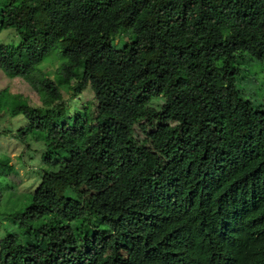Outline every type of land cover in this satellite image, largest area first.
<instances>
[{"label": "trees", "instance_id": "1", "mask_svg": "<svg viewBox=\"0 0 264 264\" xmlns=\"http://www.w3.org/2000/svg\"><path fill=\"white\" fill-rule=\"evenodd\" d=\"M5 30L3 77L53 55L95 107L69 125L40 76L45 107L11 108L18 143L43 136L31 198L47 211L3 231L0 264H264V106L238 89L264 70V0H0ZM12 172L1 156L0 178Z\"/></svg>", "mask_w": 264, "mask_h": 264}, {"label": "rangeland", "instance_id": "2", "mask_svg": "<svg viewBox=\"0 0 264 264\" xmlns=\"http://www.w3.org/2000/svg\"><path fill=\"white\" fill-rule=\"evenodd\" d=\"M17 32L5 30L0 32V52L9 47L15 49L17 45ZM134 39V32L128 31L119 37L113 38L112 43L118 50L124 42H130ZM58 61L56 57L50 55L44 60L34 72L28 77L7 79L0 73V132H16L24 126V119L16 114H10L11 108H21L24 106L32 108H44L45 98L36 87V79L40 76L47 77L56 85L64 104V116L69 125L73 123V114L75 111H85L87 120L94 119V101L91 91L87 86H80L75 92L73 88L75 83L68 76L57 72ZM253 77L254 85L248 81L239 85V92L243 93L245 98L255 105L264 106V70L254 66ZM162 100H152L148 106L140 110L139 115H143L150 108L160 106ZM14 134V133H12ZM71 137L76 138L77 132H71ZM142 137L149 138V132H145ZM43 136L32 132L27 137L26 145L18 143L12 135L0 136V157L8 156L13 172L5 179L0 178V240L3 238V231H14L18 236L21 231L14 227L15 219L22 220L27 225H38L39 216L47 211L46 207L40 203L32 202L31 194L36 187L39 176L45 171L46 167L42 165L39 156L43 151ZM8 188V189H7ZM98 208L99 203L95 199V192L91 185L85 189ZM143 232L152 236V232L143 226Z\"/></svg>", "mask_w": 264, "mask_h": 264}, {"label": "crops", "instance_id": "3", "mask_svg": "<svg viewBox=\"0 0 264 264\" xmlns=\"http://www.w3.org/2000/svg\"><path fill=\"white\" fill-rule=\"evenodd\" d=\"M24 126H25V120H24ZM23 126V127H24ZM22 128V127H21ZM7 132V131H6ZM12 133H15V132H10V135H12ZM7 136H9V135H7ZM15 140V139H14Z\"/></svg>", "mask_w": 264, "mask_h": 264}]
</instances>
